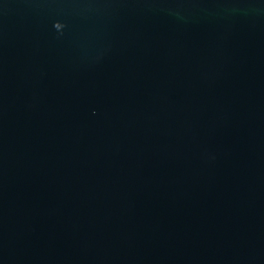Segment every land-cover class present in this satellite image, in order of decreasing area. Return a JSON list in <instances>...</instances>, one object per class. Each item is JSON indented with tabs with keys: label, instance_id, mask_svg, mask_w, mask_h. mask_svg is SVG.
Here are the masks:
<instances>
[{
	"label": "water",
	"instance_id": "water-1",
	"mask_svg": "<svg viewBox=\"0 0 264 264\" xmlns=\"http://www.w3.org/2000/svg\"><path fill=\"white\" fill-rule=\"evenodd\" d=\"M0 264H264V0H0Z\"/></svg>",
	"mask_w": 264,
	"mask_h": 264
}]
</instances>
